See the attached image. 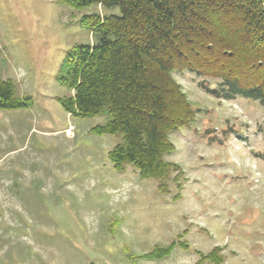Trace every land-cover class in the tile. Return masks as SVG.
I'll list each match as a JSON object with an SVG mask.
<instances>
[{
	"label": "rangeland",
	"instance_id": "374dc122",
	"mask_svg": "<svg viewBox=\"0 0 264 264\" xmlns=\"http://www.w3.org/2000/svg\"><path fill=\"white\" fill-rule=\"evenodd\" d=\"M116 12L61 0H0V78L33 100L0 110V264H195L197 250L215 246L223 247L224 264H264L259 101L221 100L199 86L203 77L174 73L197 117L171 134L176 151L166 160L180 164L185 179L182 189L170 181L169 194L132 165L114 168L109 153L122 135L91 132L105 116H71L58 101L72 94L59 82L62 62L88 39L82 17ZM179 240L189 249L141 258Z\"/></svg>",
	"mask_w": 264,
	"mask_h": 264
},
{
	"label": "trees",
	"instance_id": "16d2710c",
	"mask_svg": "<svg viewBox=\"0 0 264 264\" xmlns=\"http://www.w3.org/2000/svg\"><path fill=\"white\" fill-rule=\"evenodd\" d=\"M61 1L74 9L102 6L117 12L82 17L88 39L62 62L59 82L72 94L58 101L71 116H105L106 123L91 132L122 135L109 153L114 168L125 172L134 166L142 179L156 180L162 194L170 193V181L182 189L185 175L180 164L166 160L176 151L171 134L190 128L197 117L174 73L203 77L199 86L218 99L240 96L264 106V0ZM32 104L30 96H18L12 80L0 78V110ZM177 247L189 249L179 240L156 245L141 258H167ZM222 251L221 246L209 253L197 250L195 264H224Z\"/></svg>",
	"mask_w": 264,
	"mask_h": 264
}]
</instances>
